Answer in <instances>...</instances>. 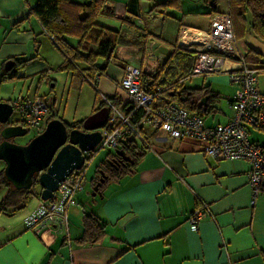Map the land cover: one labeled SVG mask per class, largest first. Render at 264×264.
Wrapping results in <instances>:
<instances>
[{"label":"crops","instance_id":"obj_1","mask_svg":"<svg viewBox=\"0 0 264 264\" xmlns=\"http://www.w3.org/2000/svg\"><path fill=\"white\" fill-rule=\"evenodd\" d=\"M167 1L104 0V13L96 23L119 32L123 41L105 67L90 112L77 119H62L67 126L94 114L103 103L101 95L119 98L123 107L126 96L117 84L131 62L143 68V57L150 49L168 59L164 71L155 76V88L180 80L192 66L189 54L179 46L182 28L208 32L212 17L229 10V0ZM37 2L0 0V103L12 105L19 97L40 96L48 106L54 104L50 89L57 87L58 75L65 72V58L33 17ZM72 2L82 5L87 1ZM233 31L239 56L246 58L249 49L262 55L257 86L264 95V44L239 23ZM66 42L77 46L76 39L66 38ZM18 61L25 63L19 65ZM97 66H104V61L98 60ZM79 68L85 70L87 66L81 64ZM65 73L71 87L79 85L82 89L80 80L87 82L79 69ZM188 76L181 81L182 90L206 89L219 97L212 113L202 118L205 125L228 123L233 117L229 106L235 86L227 75ZM194 76L201 78L200 85L185 87V80L192 82ZM223 98L227 99L226 113L218 106ZM17 121L22 124L20 116ZM251 130H264L248 128L250 140L264 150ZM144 132L150 147L136 141L140 155L135 169L106 184L99 190L101 197H93L84 180L76 205L68 211V234L53 227L37 233L25 227L24 220L41 200L40 188L20 210L0 212V264H208L210 259L215 264H264V193L254 198L247 176L249 164L217 162L202 153L203 144L198 141L176 140L148 128ZM96 154L86 155L87 164ZM0 163L1 176L5 163ZM103 163L91 179L92 188L101 178L99 167ZM7 193L8 189L0 186V203ZM202 206L207 208L205 216L198 230L192 231L188 216ZM89 214L104 226L101 238L92 243L82 240L84 218Z\"/></svg>","mask_w":264,"mask_h":264},{"label":"built area","instance_id":"obj_2","mask_svg":"<svg viewBox=\"0 0 264 264\" xmlns=\"http://www.w3.org/2000/svg\"><path fill=\"white\" fill-rule=\"evenodd\" d=\"M51 39L54 42V38ZM178 42L182 49L196 52L192 75L229 76L230 83L235 86L229 106L233 113L232 119L223 125L207 127L202 118L168 100L164 88L145 89L144 77H150L147 84L154 85L159 72L155 71L156 65H164L167 61L165 56L150 52L142 69L126 66L117 84L126 96L123 107L115 106L109 98L101 95L102 102L109 110V117L100 130L102 138L94 153L105 149L121 150L128 140L138 141L149 148L144 130L163 131L176 140L202 143V153L217 162H247L250 166L248 182L256 198L264 191V150L250 140L248 128L264 129V95L257 86L259 68L249 65L237 53L232 19L227 13L215 14L208 32L182 28ZM102 76L96 75L86 81L97 90ZM12 106L28 131L33 130L37 135L44 131L48 104L43 97H19L12 102ZM87 163L60 183L52 199L39 201L37 208L24 220L27 229L37 233L53 227L68 234V211L76 205V196L83 190ZM206 210V206H202L190 213L188 223L192 231L198 230Z\"/></svg>","mask_w":264,"mask_h":264},{"label":"trees","instance_id":"obj_3","mask_svg":"<svg viewBox=\"0 0 264 264\" xmlns=\"http://www.w3.org/2000/svg\"><path fill=\"white\" fill-rule=\"evenodd\" d=\"M86 1L82 5H76L72 0H38L31 13L44 31L54 38V44L64 55L65 64L63 70L79 69L85 80L87 78L92 80L96 75H103L105 67L112 58V52L123 41V36L119 32L106 29L96 23L97 17L104 13V0ZM171 1L173 2V0H168L166 4L171 3ZM227 13L232 19L233 28L239 23L244 29H248L251 34L264 43V0H229ZM248 14L250 15L251 23L247 22ZM66 38L76 39L77 46L69 45L66 42ZM186 51L192 62L189 71L178 81L163 82L158 86H162L161 88L165 89V96L168 100L176 102L188 113L203 118L212 113L219 97L212 92L206 91V89L182 90L181 81L184 80V77L192 75L193 62L196 56V52ZM261 56L260 53L249 49L245 60L249 65L257 66ZM98 60H103L104 66H97ZM24 63L25 61H18L19 65ZM81 64L86 65L87 69L81 70L79 68ZM149 80L150 77H144V87L148 90H154L156 87L155 81L154 85L150 86L147 84ZM110 100L117 107L122 104L119 98L115 97ZM102 107H105L104 103H102L100 108ZM47 115L46 123L55 119L61 120L57 115H53L51 106H48ZM81 125L82 122H79L68 127L79 128ZM121 150L131 159L132 163H125L115 154H109L102 166L99 167L100 173H103L106 177L100 190L109 182L129 174L135 169L140 155L137 143L128 140L123 144ZM98 180H96V183ZM0 186L8 189L7 195L0 203V212L2 213H13L23 208L32 196L37 195L36 191L39 188L35 182L31 189L17 191L7 182L3 174L0 176ZM103 233L104 226L100 220L93 214L86 215L82 240L89 243L96 242Z\"/></svg>","mask_w":264,"mask_h":264},{"label":"water","instance_id":"obj_4","mask_svg":"<svg viewBox=\"0 0 264 264\" xmlns=\"http://www.w3.org/2000/svg\"><path fill=\"white\" fill-rule=\"evenodd\" d=\"M13 112L10 103H0V161L5 163L4 176L16 190H29L36 182L43 201L52 199L60 183L84 167L86 155L95 152L102 138L100 130L109 117L108 108L102 107L79 128H69L55 119L27 144H18L14 140L27 136L28 130L18 121L10 123ZM115 155L125 163H132L122 150H117ZM105 178L101 173L93 188V197H101L99 190Z\"/></svg>","mask_w":264,"mask_h":264},{"label":"rangeland","instance_id":"obj_5","mask_svg":"<svg viewBox=\"0 0 264 264\" xmlns=\"http://www.w3.org/2000/svg\"><path fill=\"white\" fill-rule=\"evenodd\" d=\"M247 22L251 23V18L250 15H247ZM262 42V41H261ZM264 44V43H262ZM152 52V50L150 49L148 52H146V56L143 57V64H145L148 55H150ZM167 62L168 59L166 61V64L164 63H158L156 65V69L155 71L157 72V70L159 72H157V74H160L164 71L165 67L167 66ZM133 65L130 66H134L136 68L139 67V64L131 62ZM129 66V65H128ZM66 71H71L75 72L76 69L72 68L69 70H64ZM65 72H62L61 75H58V85L55 89H50L51 91V95L50 98L52 99L53 103L51 106V110L53 115H57L61 120L62 119H67V120H71L72 117L80 118L83 115H88L87 113L90 112L89 107L92 104V101L94 100L95 96H96V89L91 86L88 82H83L80 80L81 84H83V88L79 89V85H72V87L70 86V77H67V74ZM156 74V76H157ZM216 75H220V74H215V75H209V76H216ZM225 75V74H224ZM227 75V74H226ZM195 77V78H194ZM192 82L190 80H185V87H195V86H199L200 85V77H196L194 76ZM228 80H229V76L227 75ZM68 78V79H67ZM260 80V78H259ZM230 82V80H229ZM261 82V80H260ZM51 87V85H50ZM235 89V88H234ZM45 90H47V87L45 88ZM225 97V96H224ZM219 108L223 111V112H227L228 110V104H227V99L223 98L220 103H219ZM229 112V111H228ZM19 118V115L17 113H14L12 115V118L10 120V122H15L17 121V119ZM63 121V120H62ZM37 134L33 131V130H29L28 131V135L17 139V142L19 144H27L31 139H33L34 137H36ZM251 136L257 140L258 143L263 144L264 145V133L263 132H256L255 130H251ZM116 150H109V149H105L102 151H99L95 157L93 158V161H91L89 164H87V168L85 171V182H86V186H88L89 190L92 189L91 186V179L94 178L97 174V167L101 162H104L107 158V156L109 154H115ZM2 163H0V172L2 171ZM91 190V191H92ZM39 204V201L35 207V209L37 208ZM34 209V210H35Z\"/></svg>","mask_w":264,"mask_h":264},{"label":"snow or ice","instance_id":"obj_6","mask_svg":"<svg viewBox=\"0 0 264 264\" xmlns=\"http://www.w3.org/2000/svg\"><path fill=\"white\" fill-rule=\"evenodd\" d=\"M208 264H215V261H213V260L210 259V260L208 261Z\"/></svg>","mask_w":264,"mask_h":264},{"label":"flooded vegetation","instance_id":"obj_7","mask_svg":"<svg viewBox=\"0 0 264 264\" xmlns=\"http://www.w3.org/2000/svg\"><path fill=\"white\" fill-rule=\"evenodd\" d=\"M100 179V178H99Z\"/></svg>","mask_w":264,"mask_h":264}]
</instances>
